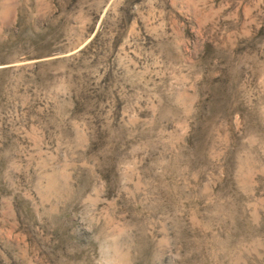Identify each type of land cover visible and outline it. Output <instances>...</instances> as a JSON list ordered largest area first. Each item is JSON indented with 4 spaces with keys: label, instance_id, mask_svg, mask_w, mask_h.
<instances>
[{
    "label": "rangeland",
    "instance_id": "374dc122",
    "mask_svg": "<svg viewBox=\"0 0 264 264\" xmlns=\"http://www.w3.org/2000/svg\"><path fill=\"white\" fill-rule=\"evenodd\" d=\"M0 264H264V0H0Z\"/></svg>",
    "mask_w": 264,
    "mask_h": 264
}]
</instances>
